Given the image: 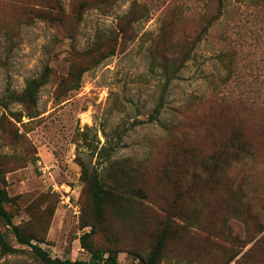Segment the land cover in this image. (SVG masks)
I'll list each match as a JSON object with an SVG mask.
<instances>
[{
	"label": "rangeland",
	"instance_id": "1",
	"mask_svg": "<svg viewBox=\"0 0 264 264\" xmlns=\"http://www.w3.org/2000/svg\"><path fill=\"white\" fill-rule=\"evenodd\" d=\"M80 1L87 7L78 17ZM138 1L150 17L122 33L133 0L107 10L100 0H0V187L11 197L5 208L52 257L89 259L80 239L95 220L81 163L103 173L122 166L140 193L122 199L120 209L106 208L89 237L94 246L117 250L121 264H142L169 221L173 235L159 264H264V245L242 259L264 231L246 246L243 237L227 236L245 231L227 210L230 181L213 187L205 171L194 177L185 153L200 160L238 131L255 155L231 177L240 184L247 175L258 187L262 213L264 113L256 108L257 96L264 98V7L256 5L262 2L228 0L165 88L163 56L175 50L170 43L192 38L197 22L168 14L166 34L164 10L173 1ZM33 79L41 83L35 101H20ZM246 96L255 108L243 103ZM161 97L159 119L149 121ZM0 232L19 249L0 248V264H43L1 217Z\"/></svg>",
	"mask_w": 264,
	"mask_h": 264
},
{
	"label": "trees",
	"instance_id": "2",
	"mask_svg": "<svg viewBox=\"0 0 264 264\" xmlns=\"http://www.w3.org/2000/svg\"><path fill=\"white\" fill-rule=\"evenodd\" d=\"M103 4V8L106 10L113 5L117 0H100ZM171 7H168L164 14L166 16L164 23L161 26L166 34L171 33V28H168L170 21L173 17H192L197 22L196 33L192 38L186 36L178 43H170L171 48L175 50L166 51L164 54V61L161 64L162 74L165 79L164 87L166 88L173 79L179 77V72L185 66L187 60L192 56V51L196 49L197 45L202 41L203 36L209 31V29L215 24V22L224 15L226 10V4L228 0H196V5L185 0H172ZM243 5L245 0H236ZM262 3H256L257 6L264 7V0ZM60 6V5H59ZM169 6V5H168ZM87 7L86 1H80L78 4V17H81ZM168 14H172L171 20L168 18ZM123 24L120 25L119 31L126 32L127 30H134L135 24L139 20L150 17L149 8L145 3L133 0L129 10L122 16ZM189 43V48L186 45ZM177 47V49H176ZM41 83L38 80L33 79L28 82L24 92L20 95V101L32 100L35 101V89ZM80 86V85H77ZM249 91V90H248ZM261 95V93H260ZM256 105V101H250L247 96L242 100L245 105H250L251 108H258L264 113V98L261 99ZM164 98L161 97L159 104L153 109L152 114L149 117V121L158 120L161 109L164 105ZM246 100V102H245ZM252 103H256L255 105ZM264 131V120H263ZM230 148V152L226 148ZM105 147H102V151ZM185 153L189 159L191 171L194 177L200 176V170L205 171L208 175L209 183L213 187L219 186L225 181H230V186H227V210L231 217L238 219L244 224L245 231L239 235H233L230 229L228 237L231 239H244V246L250 243L258 235L264 231V207L261 211L257 210L259 189L253 185L248 179L247 175H244L240 184L234 182V178L231 177V170L240 166L246 165L253 159L252 155L254 151L252 146L244 140L243 136L238 131L230 133L227 139L226 147L214 149L209 155L202 157L200 160L196 158L188 151ZM251 159V160H250ZM197 162V163H196ZM118 163V162H116ZM82 174L81 178L87 185V190L91 196L92 214L95 220V224L92 225L90 232L84 233L81 237V244L90 253L89 259H77L72 260L70 258L52 257L49 252L44 249L38 243H34L35 236L32 233H26L19 224L13 222L12 214L5 208L4 201L11 199L6 189L0 187V217L7 225H10L11 231L16 237L19 244L29 245L32 248L33 254L43 264H121L118 261V251L115 249H102L94 246L89 237L95 231V225L99 223L105 214L107 207H113V209L122 208L119 206L121 200L130 197L129 195H138L140 189L136 187L133 182V174L126 171L122 166L113 167L110 165V172L106 173L100 170L97 166L90 167L85 162L81 163ZM200 166L201 169L196 167ZM133 171L137 169L133 168ZM235 188V189H233ZM264 188V187H263ZM262 204V203H261ZM264 206V204H263ZM87 226V225H84ZM173 235L171 224L168 221L162 228L160 233L156 236V240L151 246L147 255L141 258L142 264H159L162 259L165 247L168 239ZM264 245V233L253 243V245L243 253V257H247L255 251L261 250ZM0 248L3 253L17 252L19 249L11 244L7 238L0 232ZM264 253V249L262 250Z\"/></svg>",
	"mask_w": 264,
	"mask_h": 264
}]
</instances>
